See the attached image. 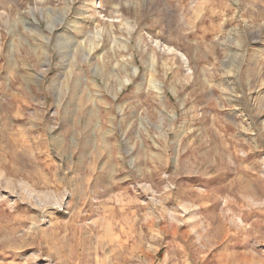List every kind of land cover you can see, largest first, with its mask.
Returning <instances> with one entry per match:
<instances>
[{
	"label": "rangeland",
	"instance_id": "obj_1",
	"mask_svg": "<svg viewBox=\"0 0 264 264\" xmlns=\"http://www.w3.org/2000/svg\"><path fill=\"white\" fill-rule=\"evenodd\" d=\"M0 264H264V0H0Z\"/></svg>",
	"mask_w": 264,
	"mask_h": 264
},
{
	"label": "bare ground",
	"instance_id": "obj_2",
	"mask_svg": "<svg viewBox=\"0 0 264 264\" xmlns=\"http://www.w3.org/2000/svg\"><path fill=\"white\" fill-rule=\"evenodd\" d=\"M76 23H77V21L75 22V24H74V26L76 25ZM79 24V23H78ZM70 34V33H69ZM70 36V35H69ZM63 39H67V37L64 35L63 37H62ZM72 42V41H71ZM128 80H125L124 82L126 83ZM153 86L155 87V89H157L159 92H160V90H161V87H160V85H159V83L158 82H153Z\"/></svg>",
	"mask_w": 264,
	"mask_h": 264
}]
</instances>
